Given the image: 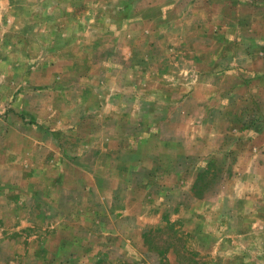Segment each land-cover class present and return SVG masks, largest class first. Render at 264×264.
<instances>
[{"label":"rangeland","instance_id":"374dc122","mask_svg":"<svg viewBox=\"0 0 264 264\" xmlns=\"http://www.w3.org/2000/svg\"><path fill=\"white\" fill-rule=\"evenodd\" d=\"M0 264H264V0H0Z\"/></svg>","mask_w":264,"mask_h":264}]
</instances>
